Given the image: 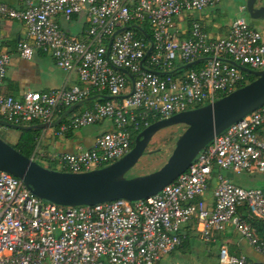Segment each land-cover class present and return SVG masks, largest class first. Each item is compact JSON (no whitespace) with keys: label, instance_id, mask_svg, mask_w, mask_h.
Returning <instances> with one entry per match:
<instances>
[{"label":"built area","instance_id":"1","mask_svg":"<svg viewBox=\"0 0 264 264\" xmlns=\"http://www.w3.org/2000/svg\"><path fill=\"white\" fill-rule=\"evenodd\" d=\"M221 0H39L16 10L0 2V19L21 22L26 39L17 44L20 58L49 55L65 71H76L81 86L26 92L20 99L1 86L10 56L0 47V119L14 125L50 124L62 108L88 99L93 92L115 100L74 112L57 136L108 121L112 129L77 153L59 154L57 171L80 174L109 166L131 150L128 128L149 126L212 104L241 88L245 75L234 64L264 70V34L243 18L234 20L226 37H210L198 20L187 18ZM87 12L85 40L64 34L55 18ZM149 24L151 36L133 26ZM184 26H186L184 28ZM189 29L188 39L179 32ZM152 43V50L147 52ZM110 44V47H108ZM201 60V61H200ZM201 64L198 70L182 67ZM133 77V84L121 73ZM151 125V124H150ZM38 158V145L32 160ZM264 174V105L228 127L194 159L172 184L147 199L61 207L33 196L23 182L0 172V264H160L185 240L190 224L206 243L231 226L264 255L254 229L240 218L243 207L264 221V188L234 184L221 172ZM216 177L213 202L204 195ZM193 228V227H192ZM219 264H254L245 256L218 251Z\"/></svg>","mask_w":264,"mask_h":264},{"label":"water","instance_id":"2","mask_svg":"<svg viewBox=\"0 0 264 264\" xmlns=\"http://www.w3.org/2000/svg\"><path fill=\"white\" fill-rule=\"evenodd\" d=\"M257 1L246 0L244 4V11L253 20L264 17V6L257 8ZM132 28L148 39L140 27ZM151 50L152 43L147 55ZM234 65L240 71L251 74L255 79L212 104L149 125L137 135L130 152L109 166L80 174L50 170L23 156L0 138V172L21 180L28 191L38 199L61 207L91 206L116 200L135 202L154 196L186 172L197 155L217 136L264 105V70L252 71ZM121 73L133 84L132 75L125 70H121ZM97 99L111 101L116 98L98 95L86 99L69 107L63 115L50 124L14 125L0 119V130L28 132L55 128L74 109ZM179 125L184 126L185 130L178 136L166 164L154 173L126 178V174L146 152L152 138L165 128Z\"/></svg>","mask_w":264,"mask_h":264},{"label":"crops","instance_id":"3","mask_svg":"<svg viewBox=\"0 0 264 264\" xmlns=\"http://www.w3.org/2000/svg\"><path fill=\"white\" fill-rule=\"evenodd\" d=\"M38 1L0 0L1 3L16 10H23L27 2L37 3ZM221 1L193 16L194 19L200 22L207 34L216 39L226 37L231 23L238 18H243L237 17L227 22L224 21L219 12ZM257 2V8L264 6V0H258ZM244 7V4L239 6L238 14L245 12ZM243 19L245 20V18ZM245 21L251 27L264 34V17L258 20L251 19L249 22L247 20ZM55 22L64 34L78 40L86 39L85 31L89 24L87 12H81L80 14L72 16L70 19L57 16ZM25 39L26 31L21 22L0 19V47L2 51L10 56V64L1 86V90L5 95L20 99L26 92L45 93L72 86H81L76 71L65 72L59 69L55 65L54 60L47 54L36 52L30 60L20 58L17 53V44ZM96 126L100 127V131L97 134L94 132H83L82 130L85 128L71 131L69 136L65 134L63 136H57L54 128L42 130L38 138V158L47 167L55 164L53 160L59 154H71L77 153L80 150L89 149L98 136L112 129L111 123L108 121L101 122ZM0 133L9 139L13 138L16 140L18 137L14 131L0 130ZM224 176L239 186L250 182L247 179L235 178L234 174L228 172H225ZM216 184L217 180L214 177L210 180L208 191L204 195V200L208 204L213 202V190ZM192 235L193 233H191V237ZM203 242L210 248L215 249L214 254L210 253L209 255L216 264H219L218 251L220 246H225L230 254L245 256L254 264H264V255L250 246L231 226H226L221 232L214 233L212 241L208 243ZM191 248L192 245L189 242V244L173 253L185 255Z\"/></svg>","mask_w":264,"mask_h":264},{"label":"rangeland","instance_id":"4","mask_svg":"<svg viewBox=\"0 0 264 264\" xmlns=\"http://www.w3.org/2000/svg\"><path fill=\"white\" fill-rule=\"evenodd\" d=\"M246 0H222L219 6V12L221 18L224 21L233 20L237 17H243L248 22L251 21L246 12L243 14H238V8L240 5L245 4ZM185 130V127L182 125L173 126L169 128H165L159 131L150 141L146 152L139 159L137 164L126 174V178H134L139 176H145L151 173H154L160 170L168 161L171 153L173 151L175 142L178 136ZM83 132H94L98 133L100 131V127L91 126L82 130ZM1 134V133H0ZM17 134V133H16ZM2 137H5L1 134ZM8 138V137H6ZM11 141H15V139L10 138ZM36 162L43 167L46 165L38 158ZM50 167L52 169L57 170L56 164H51ZM223 175L225 171L221 172ZM231 173V172H228ZM232 174V173H231ZM235 178L247 179L250 182L243 184L245 188H264V174L252 172L246 176L239 175ZM213 183V182H212ZM211 183V185H213ZM208 204L207 201H205ZM192 248L187 254L182 255L179 253H173L171 255H167L163 257L160 264H177V263H186V264H216L214 260L210 258V253L215 252L214 248H210L207 244L203 242V239L197 233H193L190 239Z\"/></svg>","mask_w":264,"mask_h":264},{"label":"trees","instance_id":"5","mask_svg":"<svg viewBox=\"0 0 264 264\" xmlns=\"http://www.w3.org/2000/svg\"><path fill=\"white\" fill-rule=\"evenodd\" d=\"M193 20H196V19H194L193 17H188L187 18V23H188V26L187 27L188 28H190L191 22ZM140 28H141V30L144 32V34L147 37H150L151 36V31H150L149 24L144 23V24H142V27H140ZM188 28H187V31L185 33L179 32V34H178L179 39L183 40V39H188L189 38V29ZM132 29L139 36L142 35V33L139 32L138 30H136L135 28H132ZM142 36H144V35H142ZM200 68H201V64L195 63V64H191L187 69L188 70H198ZM243 74L245 75V78H246V81H247L246 83H244V85L252 82L255 79L254 76H252L251 74H248V73H245V72H243ZM98 95H104V96H106L105 93L99 94L97 92H93V93H91V95H90V97L88 99L93 98V97H96ZM105 102H106L105 99H97V100H94V101H91L90 100L87 103L83 104L82 106L74 109L68 115V117L71 114H73L74 112H81L84 109L91 108L95 103H105ZM66 110H67L66 108H62L60 110V114H58V117H60L61 115H63L64 112H66ZM157 121H158V119L150 118L149 121H148V124L150 125V124H153V123H155ZM36 124H39V123L38 122H31V123H29L27 125L29 126V125H36ZM59 127H60V125L56 126L54 128V130L57 131L59 129ZM144 128L145 127L142 126L137 131L133 130L132 128H128V132H129V135H130V141H131V149L134 146L135 138L137 137V135ZM71 131L72 130H68L65 133V135L66 136H69V134L71 133ZM40 132L41 131H39V130H31V131H28V132H16L17 135H18V137H17L18 139H16L15 141H11L9 138L2 137L1 134H0V138L3 139L5 142H7L10 146H12L15 150H17L23 156H25L27 158H32V155L34 154V151H35V149H36V147L38 145V138L40 136ZM45 168L50 169V170H55V169H52L50 167H45ZM238 215L240 216V218L242 220L246 221L254 229V231H255V233H256V235L258 237V240H259L258 243H259V245L261 247H263L264 246V221L258 220V219H255V218L251 217V215L247 212V210L244 207L242 209H240ZM193 225H195V224H190V225L186 226L185 231H184L185 240L183 241L182 245L177 250H179L182 247H184L185 245L189 244L190 239H191V233H194L195 232V233H197L199 235V232L196 230V228ZM171 254H173V252Z\"/></svg>","mask_w":264,"mask_h":264}]
</instances>
